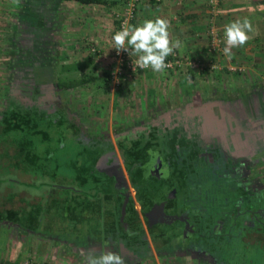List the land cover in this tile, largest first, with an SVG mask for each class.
I'll return each mask as SVG.
<instances>
[{"label": "rangeland", "instance_id": "obj_1", "mask_svg": "<svg viewBox=\"0 0 264 264\" xmlns=\"http://www.w3.org/2000/svg\"><path fill=\"white\" fill-rule=\"evenodd\" d=\"M106 5L107 8L100 4L67 5L59 1L55 3V0H0V111L9 97L50 111H68L86 141H90L87 139L93 133L111 139L124 132L129 133L137 126L156 121L163 112L172 109L186 107L193 112L200 108L213 123H220V112L235 111L239 128L243 130L245 126L240 123L248 121L247 125H254L256 150L246 169L253 171L256 179L264 184L262 3L257 7V21H251L259 36L258 41H253L256 46L252 49L247 47L252 41L249 39L241 49H232L234 55L231 58H226L223 54L225 37L219 50L204 53L208 56L206 60H202L200 55L195 58L180 55L177 49L174 54L180 64L166 68L163 73H155L151 68L130 70L120 64L121 55L114 54L116 49L112 48V36L118 26L116 16L124 11V2L119 0L115 6ZM124 52V60H136V56ZM253 62L258 64L254 66ZM51 67L61 70L65 77L89 76L92 79L71 89H58L50 78ZM106 73L111 77L109 81L105 80ZM67 130H63L64 144L76 148L78 142L71 141V133ZM164 143L169 142L159 141L160 145ZM183 151H178L182 156L177 157V162L185 158L188 161L187 185L192 190L190 207L195 208L199 221L205 225L201 231L205 233L206 226L211 229L217 220L223 221L220 224L222 236L207 235L201 244L209 253L219 256V264H264L263 240L253 234L257 232L256 222L252 227L238 226V221L227 216L231 209L230 200H234L229 196L233 183L223 174L222 160H228V155L223 153L219 161L205 157L189 159ZM240 151L244 152V149ZM60 154L63 157L64 154ZM14 177L22 183L13 184V190L19 193L25 204L31 206L41 202L43 205L38 233L22 229L17 224L0 223V240H9L10 248L21 256L19 264H49L40 245V242L48 240L47 237L79 241L94 239L103 228L101 218L106 215L104 211L112 209V201L102 199V194L93 192L91 196H81L76 190H85L61 176L53 183L57 185L55 188H51L49 180L45 181L48 185L38 182L37 187H32L34 183L29 175L16 173ZM73 184L77 186L76 190ZM6 185L0 187V199L10 191ZM261 194L264 196V191ZM89 200L93 201L90 206H104L102 217L81 220L79 216ZM22 204L15 202L16 207ZM251 208L258 206L252 205ZM245 209L242 207L240 223L250 216ZM78 219L81 226H70ZM170 261L171 264L185 263L183 259ZM160 262L169 264L166 260ZM0 264L10 263L0 260ZM142 264L155 263L149 257Z\"/></svg>", "mask_w": 264, "mask_h": 264}, {"label": "trees", "instance_id": "obj_2", "mask_svg": "<svg viewBox=\"0 0 264 264\" xmlns=\"http://www.w3.org/2000/svg\"><path fill=\"white\" fill-rule=\"evenodd\" d=\"M57 1H74L83 4L104 3L111 6L119 3V0ZM55 71H57L56 68L51 67L49 73L51 81L58 89H71L92 79L89 76L65 77L61 70ZM110 78L109 73H106L105 80L109 81ZM66 129L71 133L69 136L71 141L78 142L76 148L64 144L63 130ZM167 129L165 127L163 129L149 128L142 136L128 133L117 137L116 143L123 158L124 167L134 185L139 186L140 181L147 179L154 161L152 158L155 156H164L165 163H169L170 156L174 154L178 156L180 149L183 150L191 144L190 159L204 158L199 157L202 149L197 145L199 139L196 136H189L191 143L184 145L183 142L189 138L182 135L181 129L178 133L176 128L172 129L175 131ZM87 140L90 141L84 139L80 127L69 116L68 111L63 113L59 109L50 111L37 104H24L9 97L4 109L0 111V187L7 184L5 188L10 190L7 196L0 199V223L17 224L22 229L38 233L43 205L40 204L41 202H35L31 206L24 203L19 193L13 190L15 187L13 184L22 183L14 177V174L29 175L33 179L32 187H37L38 182L48 185L45 181L49 180L52 183L51 188L57 186L53 183L61 176L64 180L78 184V187L73 184V189L77 187L85 190L76 191L81 196L88 197L95 192L97 195L102 194V199L112 201L114 211L108 214L109 224L96 234L99 236L100 232L105 230L108 235L124 239L127 242L126 245L139 254L140 259H144L149 255L150 247L138 213L134 206L129 205L126 206L125 213L121 214L122 197L111 192L113 179L109 178L108 174L102 173L98 163L100 156L107 150L112 151L114 146L108 137L99 133H93ZM163 140H168L169 143L160 145L159 141ZM60 153L64 154L63 157H60ZM176 156L175 160L171 161L172 169L181 172L185 177L188 175V164L186 165L185 161L177 162ZM16 201L23 204L16 207ZM92 203L93 201L89 200L85 206H90ZM120 216L127 228L120 225ZM160 232L161 235L166 233L162 229ZM149 233H152L150 229ZM207 235L211 233L208 232ZM151 237L155 242L156 238L152 235ZM164 241H168V236L164 238ZM217 259H219L218 255Z\"/></svg>", "mask_w": 264, "mask_h": 264}, {"label": "flooded vegetation", "instance_id": "obj_3", "mask_svg": "<svg viewBox=\"0 0 264 264\" xmlns=\"http://www.w3.org/2000/svg\"><path fill=\"white\" fill-rule=\"evenodd\" d=\"M219 117L220 123H213L200 108L193 112H190L186 107L172 109L163 112V115L156 121L137 126L129 134L136 133L138 136H142L149 128L156 127L162 129L165 127L168 128L167 130L176 128L178 129L176 133L181 129L182 135L189 138L183 142L184 145L191 143L189 136H196L199 139L197 145L202 149L199 157L214 158L219 161L223 153L228 155V160H222L224 162L223 174L225 173V177L233 183L229 189V196L234 200H230L231 209L227 216L232 217L235 222L238 221V226L242 224L244 227H252L256 222L255 230L257 232L253 234L255 238L263 240L264 244V196L261 194L264 191V184L256 179L253 171L246 169L256 150V142L253 138L255 136L254 125L252 123L247 125L248 121L240 123L241 126H245L243 130L239 128L236 123L238 122V113L235 111L220 112ZM123 134L128 133L124 132L120 135ZM120 135H116L112 139L108 137L114 146L113 152L105 151L100 156L98 163L102 173L108 174L107 176L113 179L111 192L122 197V206H140L138 216H141L146 225L155 252L173 255L185 252L193 255L197 260L219 264L217 254L209 253L210 251L204 248L201 243L205 241L207 232L213 236H222L220 224L223 221L217 220L218 223H214L211 229L206 226V235L201 231V227L205 225L199 221V215L195 214L197 213L195 208L190 207L192 206L190 202L192 190L187 185L188 175L183 177L181 172L172 169L171 161L175 160L176 154L170 156L169 163H165L164 156L152 158L155 162L153 161L150 167L149 176L140 181L139 186L134 185L129 179V173L124 167L123 158L117 147V137ZM183 149L190 159L191 144ZM241 149H244V152H241ZM184 161L188 162L185 158L180 163ZM74 190L76 189L74 188ZM252 205H257L258 208L252 209ZM242 207H246L245 210L249 211L250 216L247 219L244 218V221L242 220L240 223L239 217L243 214ZM161 229L166 233L161 235ZM151 235L156 238L155 242ZM166 236H170L168 243L164 241ZM158 244L168 246L159 250ZM128 257L132 258L131 253L128 254Z\"/></svg>", "mask_w": 264, "mask_h": 264}, {"label": "crops", "instance_id": "obj_4", "mask_svg": "<svg viewBox=\"0 0 264 264\" xmlns=\"http://www.w3.org/2000/svg\"><path fill=\"white\" fill-rule=\"evenodd\" d=\"M56 2L57 0H55V3ZM60 3L63 4V2ZM261 3L264 6L263 0H218L217 7L213 9L209 6L207 0H138L135 17L130 25H139L146 19H155L157 17L167 19L169 21V32L171 37L174 40L179 39L182 42V48L178 49V53L180 55L186 54V57L191 58L200 55L202 60H206L208 56L204 55V53L206 52L207 54V52H209L210 54L211 52L209 51L210 42H208V40H210V28L214 26L217 30L220 28V30L223 31L225 25L228 23L237 19L242 20L243 18H247L250 21H257L256 18L258 17L257 14L259 12V8L257 7ZM64 4L75 6L83 3L66 1ZM98 4L107 8V5L104 3ZM263 17L264 16L262 15L260 16L262 19ZM254 24L256 25V23ZM253 29L254 31L249 33L250 39L252 40L250 42L251 44L247 46L249 49L256 46V43L254 42L259 40L258 31L254 25ZM255 64L257 65L258 62H253L254 66H256ZM103 207L104 206H83L81 211L82 215L79 217L81 220H96V216L102 217ZM111 207L112 209L104 211V214L106 215L101 218L103 221V227H107L109 224L110 220L108 219V213L110 215L114 210V207ZM134 208L138 213L140 206H134ZM125 209L126 206H124V209L121 207V214L125 213ZM70 216L72 218V215ZM140 218L141 216L139 219ZM80 219L77 221L74 220V223L70 226H81V223L79 222ZM120 220V225L125 227V223L122 222V216H120ZM140 221L151 251V253H149L144 259H140L141 256L127 246L125 240L123 241L122 238L108 235L105 230L100 232L99 236L96 234L94 239L89 238L88 240L81 241L73 240L72 238L58 240L56 238L50 239L47 237L50 241L44 240L40 242L41 249L49 264H84L85 261L83 262V260H85V255L87 253L95 252L98 254L102 249H108L119 253L121 252L125 264H142L149 257L152 258L153 263L155 264H166L163 262L161 263L160 261L166 260L169 262L170 259H183L185 261L184 264H208L206 260H198L195 262L197 259L193 255L185 252L174 255L171 253L157 254L142 218ZM0 243V260H6L10 264H19L21 262L19 261L21 256L19 253L15 254L14 250L10 248L9 240L6 242L4 238H2ZM5 243L6 246H3ZM167 246L158 244L159 250H163V248H167ZM6 248L8 250H6ZM11 249L13 251H11ZM129 253H131L132 258L128 257ZM181 256L184 258H181ZM169 264H171V261Z\"/></svg>", "mask_w": 264, "mask_h": 264}, {"label": "clouds", "instance_id": "obj_5", "mask_svg": "<svg viewBox=\"0 0 264 264\" xmlns=\"http://www.w3.org/2000/svg\"><path fill=\"white\" fill-rule=\"evenodd\" d=\"M253 31L252 23L247 18L225 25L224 56L231 58L234 55L232 49L244 46L250 39L249 33ZM112 45L117 52L124 50L130 56H136L133 63L137 68H151L155 73H163L168 67L167 57L182 48V42L179 39L174 40L170 35L169 21L161 17L146 19L139 25L122 26L112 36ZM85 264H125V260L119 252L102 249L98 254L87 253Z\"/></svg>", "mask_w": 264, "mask_h": 264}, {"label": "built area", "instance_id": "obj_6", "mask_svg": "<svg viewBox=\"0 0 264 264\" xmlns=\"http://www.w3.org/2000/svg\"><path fill=\"white\" fill-rule=\"evenodd\" d=\"M137 1L138 0H123L124 11L122 14L116 16L117 21H118V26L115 32L121 30L122 26L128 25L129 21L133 19L135 15L136 6H137ZM207 2L209 6L213 9L216 8L218 5V0H207ZM209 35H210L209 51L219 50L221 43H222V39L223 37H225L224 33L222 34L218 32V30L214 26H212L209 30ZM123 53L125 52L123 51L122 54ZM114 54L121 55V57H119L120 64L126 65L127 69L135 70L137 68L132 61L124 60V58H122V54L120 51L117 52V50H115ZM180 62L181 61L179 59L175 58L174 53L171 55V57L166 59V63L168 64L167 68H171L174 65L180 64ZM120 73H122V71H120Z\"/></svg>", "mask_w": 264, "mask_h": 264}, {"label": "water", "instance_id": "obj_7", "mask_svg": "<svg viewBox=\"0 0 264 264\" xmlns=\"http://www.w3.org/2000/svg\"><path fill=\"white\" fill-rule=\"evenodd\" d=\"M122 209H124V206H122Z\"/></svg>", "mask_w": 264, "mask_h": 264}]
</instances>
